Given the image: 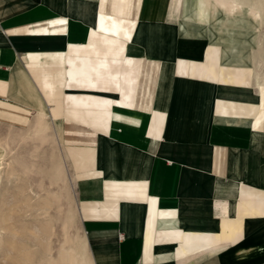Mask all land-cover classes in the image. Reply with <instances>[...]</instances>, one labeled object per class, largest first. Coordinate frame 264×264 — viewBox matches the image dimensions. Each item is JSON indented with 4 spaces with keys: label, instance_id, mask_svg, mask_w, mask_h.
<instances>
[{
    "label": "crops",
    "instance_id": "crops-1",
    "mask_svg": "<svg viewBox=\"0 0 264 264\" xmlns=\"http://www.w3.org/2000/svg\"><path fill=\"white\" fill-rule=\"evenodd\" d=\"M184 15L0 0V123L58 132L92 264H264V79Z\"/></svg>",
    "mask_w": 264,
    "mask_h": 264
},
{
    "label": "rangeland",
    "instance_id": "rangeland-1",
    "mask_svg": "<svg viewBox=\"0 0 264 264\" xmlns=\"http://www.w3.org/2000/svg\"><path fill=\"white\" fill-rule=\"evenodd\" d=\"M214 1L259 14L250 57L264 79V0ZM0 153V264H71V255L78 264H92L77 212L74 177L50 120L36 118L27 128L0 123ZM26 253L29 259L22 262Z\"/></svg>",
    "mask_w": 264,
    "mask_h": 264
},
{
    "label": "bare ground",
    "instance_id": "bare-ground-1",
    "mask_svg": "<svg viewBox=\"0 0 264 264\" xmlns=\"http://www.w3.org/2000/svg\"><path fill=\"white\" fill-rule=\"evenodd\" d=\"M181 2L184 5L186 18L181 21L183 29L201 31L208 41L223 44L225 61L251 65L250 50L255 45V36L259 30L257 12L236 4L214 0H175L176 5ZM48 128L47 124L44 130ZM3 155L0 153V158ZM10 246L16 247L12 243ZM25 258H28V253L23 254L22 262L27 260ZM78 262V258L71 255L70 263L78 264ZM19 264L24 262L19 261Z\"/></svg>",
    "mask_w": 264,
    "mask_h": 264
}]
</instances>
